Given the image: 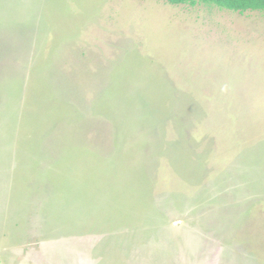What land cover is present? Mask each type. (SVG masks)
<instances>
[{
    "label": "rangeland",
    "instance_id": "374dc122",
    "mask_svg": "<svg viewBox=\"0 0 264 264\" xmlns=\"http://www.w3.org/2000/svg\"><path fill=\"white\" fill-rule=\"evenodd\" d=\"M0 264H264V11L0 0Z\"/></svg>",
    "mask_w": 264,
    "mask_h": 264
},
{
    "label": "trees",
    "instance_id": "16d2710c",
    "mask_svg": "<svg viewBox=\"0 0 264 264\" xmlns=\"http://www.w3.org/2000/svg\"><path fill=\"white\" fill-rule=\"evenodd\" d=\"M173 5L204 3L214 5L222 9H228L237 12L246 10H261L264 11V0H166Z\"/></svg>",
    "mask_w": 264,
    "mask_h": 264
}]
</instances>
